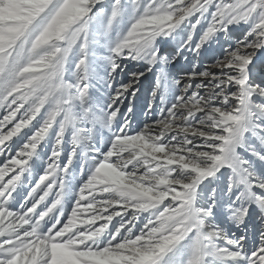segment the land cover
<instances>
[{
    "label": "snow or ice",
    "instance_id": "6c2138e0",
    "mask_svg": "<svg viewBox=\"0 0 264 264\" xmlns=\"http://www.w3.org/2000/svg\"><path fill=\"white\" fill-rule=\"evenodd\" d=\"M0 264H264V0H0Z\"/></svg>",
    "mask_w": 264,
    "mask_h": 264
},
{
    "label": "rangeland",
    "instance_id": "374dc122",
    "mask_svg": "<svg viewBox=\"0 0 264 264\" xmlns=\"http://www.w3.org/2000/svg\"><path fill=\"white\" fill-rule=\"evenodd\" d=\"M153 80H154V78H153ZM136 103L138 104V105H142V104H144L145 103V95L144 94H141L140 96H139V98H138V100L136 101ZM140 120H143V115H142V113H140L139 114V117H138Z\"/></svg>",
    "mask_w": 264,
    "mask_h": 264
}]
</instances>
